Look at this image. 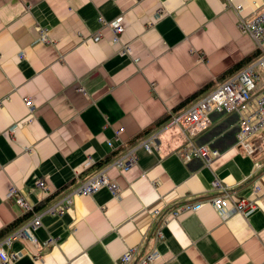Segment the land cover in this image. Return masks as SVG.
Wrapping results in <instances>:
<instances>
[{
    "label": "crops",
    "instance_id": "obj_1",
    "mask_svg": "<svg viewBox=\"0 0 264 264\" xmlns=\"http://www.w3.org/2000/svg\"><path fill=\"white\" fill-rule=\"evenodd\" d=\"M262 9L263 0H0V242L31 216L11 186L42 208L95 173L258 55L237 22ZM112 22L124 28L118 42ZM237 130L236 114L214 112L190 138L220 151L207 165L185 160L189 137L168 128L152 153L138 149L136 166L108 172L116 195H75L69 210L42 217L33 241L5 250L13 264H117L131 247V264L149 253L151 264H264V127L247 138L252 154L235 145ZM216 178L234 196L254 197L257 184V209L221 217L208 202ZM195 202L198 210L174 215Z\"/></svg>",
    "mask_w": 264,
    "mask_h": 264
},
{
    "label": "built area",
    "instance_id": "obj_2",
    "mask_svg": "<svg viewBox=\"0 0 264 264\" xmlns=\"http://www.w3.org/2000/svg\"><path fill=\"white\" fill-rule=\"evenodd\" d=\"M236 9H241V6L237 5ZM237 26L242 33L253 40L258 52L257 57L185 108L171 114L170 118L159 128L149 132L119 155L104 163L92 175L71 185L62 196L42 208H35V205L25 197V193L15 186L9 188L8 195L16 196V204L21 207L24 213L31 212V216L0 242V264H13L16 259V254L5 250L4 244L9 245L11 240L20 237L33 241V230L41 225L42 217L47 214H63L71 207L75 195H90L102 187H107L113 195H116L119 191L118 184L109 177L108 172L113 169L124 172L136 166L138 149L142 148L152 153L156 148L159 136L172 126L180 128L189 137L188 142L181 148L182 157L185 160L201 158L205 164L210 165L220 157V151L212 149L209 154L206 147L196 144L190 138L201 134L210 126L212 113L236 114L238 130L235 145L243 148L247 154H252L253 147L247 138L264 127V83L256 92L257 84L262 82V78L256 71V66L259 65L264 72V9L248 20L239 17ZM109 27L112 32V41L118 42L124 30L123 25L119 22H112ZM100 35V32H96L91 38L98 41ZM40 39L45 42L49 41L43 29L40 31ZM122 52L130 53L127 44L123 46ZM24 100L26 104L31 102L28 98ZM108 144L111 145V142ZM34 185L36 188L46 189L43 180H37ZM212 187L218 193L210 197L208 202L221 217L230 213L247 215L258 207L257 194L260 189L257 184L252 189L254 197L234 196V192L229 190L218 178L213 180ZM201 205V202L183 204L174 212V215L179 214L182 210H198ZM135 251L133 247L127 248L117 264H131L135 258ZM155 259V253H149L140 257L138 261L140 264H151Z\"/></svg>",
    "mask_w": 264,
    "mask_h": 264
},
{
    "label": "trees",
    "instance_id": "obj_3",
    "mask_svg": "<svg viewBox=\"0 0 264 264\" xmlns=\"http://www.w3.org/2000/svg\"><path fill=\"white\" fill-rule=\"evenodd\" d=\"M257 56V55H256ZM256 56L254 58H256ZM253 58V59H254ZM253 59H251L249 62H251ZM248 61L246 62L247 64L249 63ZM246 64H244L243 66H240L237 68V70H240L241 68H243ZM201 93L202 92H199L198 94H193L192 96H190L187 100H185L182 104L178 105L175 109H174V112H171V113H176L178 111H180L181 109L185 108V104H189L191 102H193L194 100H196L197 98H199L201 96ZM170 113V114H171ZM170 114H167L166 116H164L159 122L158 124L156 125L157 127L160 126L161 124H163L164 122H166L169 118H170ZM152 129H154L153 127L152 128H149L148 130L144 131L143 133H141L138 137H136L135 139H133L131 142H129L128 144H126L124 147H122L120 149V152L125 150L127 147L131 146L133 143H135L134 141L137 140L138 138H140L141 136L145 135L146 133H148L149 131H151ZM144 137V136H143ZM119 153V152H116L115 154H112L111 157L107 158L106 160H103L102 162H100L98 165L101 166L103 165L104 163L110 161L114 156H116V154Z\"/></svg>",
    "mask_w": 264,
    "mask_h": 264
},
{
    "label": "rangeland",
    "instance_id": "obj_4",
    "mask_svg": "<svg viewBox=\"0 0 264 264\" xmlns=\"http://www.w3.org/2000/svg\"><path fill=\"white\" fill-rule=\"evenodd\" d=\"M256 71H258V74L260 75V77L262 78V82L257 84V89L256 92L258 91L259 86L264 83V72L262 71V69L260 68V66H256Z\"/></svg>",
    "mask_w": 264,
    "mask_h": 264
}]
</instances>
